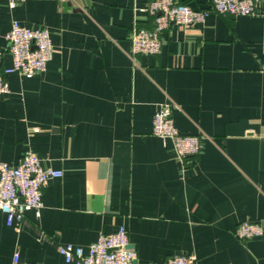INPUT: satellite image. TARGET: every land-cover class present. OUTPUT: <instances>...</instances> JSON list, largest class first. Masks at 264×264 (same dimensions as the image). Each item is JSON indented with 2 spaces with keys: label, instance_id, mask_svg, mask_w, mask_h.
Here are the masks:
<instances>
[{
  "label": "crops",
  "instance_id": "crops-1",
  "mask_svg": "<svg viewBox=\"0 0 264 264\" xmlns=\"http://www.w3.org/2000/svg\"><path fill=\"white\" fill-rule=\"evenodd\" d=\"M150 0H0V52L12 23L43 28L53 54L43 74L5 76L0 161L25 152L62 176L48 181L38 214L7 226L0 264H66L59 245L84 251L125 227L136 264L193 255L197 264H264V235L241 241L246 221L264 230V2L249 16L210 10L203 24L172 23L156 55H133L134 27L152 29ZM209 10V0H176ZM2 66L11 60L4 54ZM169 103L176 129L200 135L181 164L151 133ZM37 129L36 131H34Z\"/></svg>",
  "mask_w": 264,
  "mask_h": 264
},
{
  "label": "built area",
  "instance_id": "built-area-1",
  "mask_svg": "<svg viewBox=\"0 0 264 264\" xmlns=\"http://www.w3.org/2000/svg\"><path fill=\"white\" fill-rule=\"evenodd\" d=\"M13 8L24 0H7ZM209 10L193 9L176 0H150L144 9L153 16L152 29L134 27L130 34L133 55H156L161 48L160 34L172 23L182 26L203 24L210 10L220 15L249 16L256 13L257 4L264 0H209ZM6 49L0 52V94L9 93L5 76L18 73L34 77L43 74L53 54L49 33L43 28H29L13 22L5 36ZM9 55L11 66L4 68L2 58ZM169 103L159 105L152 121V135L172 143L176 159L183 164L200 154L202 137L184 135L175 127ZM35 129L34 131H36ZM62 176L59 170L44 169L40 159L25 152L18 162L8 165L0 161V211L7 226L22 222L28 210L37 214L42 207V192L48 181ZM264 230L260 223L246 221L235 228V237L245 241L260 238ZM58 252L66 264H134L135 250L129 248L125 227L120 226L111 234L101 233L84 251L70 244L59 245ZM10 264H30L20 259L19 252L12 255ZM155 264H197L193 255H176Z\"/></svg>",
  "mask_w": 264,
  "mask_h": 264
},
{
  "label": "water",
  "instance_id": "water-1",
  "mask_svg": "<svg viewBox=\"0 0 264 264\" xmlns=\"http://www.w3.org/2000/svg\"><path fill=\"white\" fill-rule=\"evenodd\" d=\"M134 264H136V262Z\"/></svg>",
  "mask_w": 264,
  "mask_h": 264
}]
</instances>
